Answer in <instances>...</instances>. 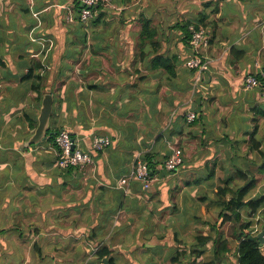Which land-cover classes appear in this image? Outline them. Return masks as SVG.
<instances>
[{"label": "crops", "instance_id": "0c3cea01", "mask_svg": "<svg viewBox=\"0 0 264 264\" xmlns=\"http://www.w3.org/2000/svg\"><path fill=\"white\" fill-rule=\"evenodd\" d=\"M80 10L76 0H0V264H106L104 246L114 264L214 261L217 189L255 179L246 198L264 195V85H243L264 70V0H111L88 24L68 20ZM192 25L210 38L195 93ZM47 93L51 127L95 155L85 173H65L54 142L25 145ZM94 134L112 145L92 150ZM175 150L176 171L161 168L147 189L117 187L138 157L163 167ZM238 212L261 231L264 207ZM235 218L220 229L229 251L218 264H240Z\"/></svg>", "mask_w": 264, "mask_h": 264}, {"label": "built area", "instance_id": "2783aa9c", "mask_svg": "<svg viewBox=\"0 0 264 264\" xmlns=\"http://www.w3.org/2000/svg\"><path fill=\"white\" fill-rule=\"evenodd\" d=\"M81 6L79 17L75 19L68 17L69 21H77L82 24H88L98 16V8L108 5L111 0H76ZM97 6V7H96ZM189 56L185 65L194 72L193 93L200 90L205 84L209 62L202 56L201 51L210 46V38L207 31L203 28L189 26ZM257 74H247L244 77V88L251 90L264 85V70ZM198 118L195 110H189L187 113L188 122H194ZM54 144L57 149V161L61 168L73 167L81 173H85L94 164V156L90 151H85L80 146V139L72 136L71 133L62 129L56 135ZM112 145V139L106 134H94L92 137L91 148L94 151H103ZM184 163V157L180 150H175L164 162V170L169 172L176 171ZM134 180L142 183L144 188H149L155 181L153 175L142 157L136 159L133 169L122 175L117 182V187L125 194L129 193V188ZM258 231V230H256ZM254 233V232H253Z\"/></svg>", "mask_w": 264, "mask_h": 264}, {"label": "trees", "instance_id": "16d2710c", "mask_svg": "<svg viewBox=\"0 0 264 264\" xmlns=\"http://www.w3.org/2000/svg\"><path fill=\"white\" fill-rule=\"evenodd\" d=\"M188 46H189V39H190V32L188 33ZM157 60V59H156ZM163 66L166 67V69H169V71L172 70L173 64L169 63H163ZM259 76V74H257ZM32 77V76H30ZM261 116L264 117V110L260 111ZM34 125H32L33 127ZM63 128L59 127H51V130L54 131L55 133L51 135L48 138L49 142H54L56 135L62 130ZM69 130V129H68ZM70 131V130H69ZM72 136H75L72 131H70ZM85 151H90L86 150ZM91 152V151H90ZM92 153V152H91ZM101 154V152H99ZM92 155L95 157V155L92 153ZM154 154H146L144 156V161L147 163L151 173L153 175L157 174L161 168L164 167H159L160 162L155 159ZM168 158V157H167ZM166 158V159H167ZM165 159V160H166ZM164 160V162H165ZM164 162L163 164L164 166ZM66 170L65 173H78L76 172V169L73 167H68V168H62ZM63 170V171H64ZM166 171V170H164ZM81 176V174H78ZM122 176V175H121ZM120 176V177H121ZM256 183L255 179H252L249 183H247L244 186H241L240 188L233 190L228 186H220L217 189L216 195L218 200L221 202L222 208L219 213L218 219L215 224H213L215 230H219L222 227H224L228 222L234 220V216L236 217L235 219L237 220L236 222L240 221V229H239V235H238V249H237V254L239 256V262L240 264H264V249L263 247L260 246V244L256 241L249 240V236L251 235V232L249 230L250 226L253 224L252 220H244L242 219L240 213L238 210L243 207H248L249 209L252 210L251 213H249V216L252 217L254 214L258 213V211L264 207V195H259L257 198L251 197L249 199L246 198L249 190L253 187V185ZM124 193L120 191L119 194V199L124 198ZM231 195V198L228 199L227 195ZM120 202V201H119ZM121 202L119 203L120 207ZM118 208V207H117ZM263 222V221H261ZM210 237H204V241H208ZM97 242V241H96ZM201 242V243H202ZM98 243V242H97ZM215 243V256L216 259L212 262L206 263V264H218V261L222 259V255L229 251V242L226 240L222 239H216L214 241ZM98 257L100 261L106 262V264H114V257H113V250L104 246L101 248L98 252Z\"/></svg>", "mask_w": 264, "mask_h": 264}, {"label": "water", "instance_id": "95a60500", "mask_svg": "<svg viewBox=\"0 0 264 264\" xmlns=\"http://www.w3.org/2000/svg\"><path fill=\"white\" fill-rule=\"evenodd\" d=\"M97 7V6H96ZM54 95L47 93L43 96L40 115L38 117V126L35 132L26 140V147L32 146L33 148L40 145L42 142L47 141L48 138L55 132L51 130V118L54 108ZM200 102V98L193 104L192 110L195 109L196 104ZM249 240L256 241L261 247H264V223L262 229L258 234H251Z\"/></svg>", "mask_w": 264, "mask_h": 264}, {"label": "rangeland", "instance_id": "374dc122", "mask_svg": "<svg viewBox=\"0 0 264 264\" xmlns=\"http://www.w3.org/2000/svg\"><path fill=\"white\" fill-rule=\"evenodd\" d=\"M214 221H215V220H214ZM216 221H217V220H216ZM215 223H216V222H215ZM262 225H263V222L261 223V226H262ZM261 226H260V228H261ZM216 232H217V233H219V237H218V239H219V238L221 237V236H220V234H221V231H220V229H219V230H217Z\"/></svg>", "mask_w": 264, "mask_h": 264}]
</instances>
